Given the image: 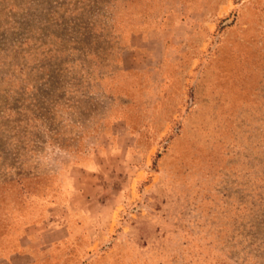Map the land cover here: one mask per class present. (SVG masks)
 <instances>
[{"label": "rangeland", "instance_id": "rangeland-1", "mask_svg": "<svg viewBox=\"0 0 264 264\" xmlns=\"http://www.w3.org/2000/svg\"><path fill=\"white\" fill-rule=\"evenodd\" d=\"M0 264H264V0H0Z\"/></svg>", "mask_w": 264, "mask_h": 264}]
</instances>
